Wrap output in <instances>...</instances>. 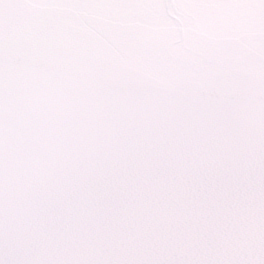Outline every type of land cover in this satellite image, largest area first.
<instances>
[{
	"label": "snow or ice",
	"instance_id": "obj_1",
	"mask_svg": "<svg viewBox=\"0 0 264 264\" xmlns=\"http://www.w3.org/2000/svg\"><path fill=\"white\" fill-rule=\"evenodd\" d=\"M0 264H264V0H0Z\"/></svg>",
	"mask_w": 264,
	"mask_h": 264
}]
</instances>
